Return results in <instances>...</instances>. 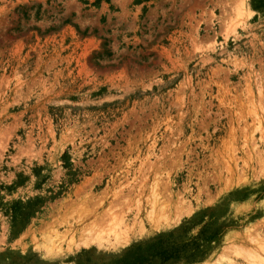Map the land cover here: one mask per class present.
Segmentation results:
<instances>
[{"label":"rangeland","instance_id":"rangeland-1","mask_svg":"<svg viewBox=\"0 0 264 264\" xmlns=\"http://www.w3.org/2000/svg\"><path fill=\"white\" fill-rule=\"evenodd\" d=\"M0 264H264V2L0 0Z\"/></svg>","mask_w":264,"mask_h":264},{"label":"trees","instance_id":"trees-1","mask_svg":"<svg viewBox=\"0 0 264 264\" xmlns=\"http://www.w3.org/2000/svg\"><path fill=\"white\" fill-rule=\"evenodd\" d=\"M258 1H259L260 3H263V2H264L263 0H258ZM258 5H260V4H258ZM139 248H140V247H139ZM139 248H138V249H139ZM164 254H165V252H164V251H163V252H161V255H164ZM167 257H168L167 255H166V256H164V259H166ZM126 259H129V258H126ZM126 259H125V260H126ZM125 260H124V261H125Z\"/></svg>","mask_w":264,"mask_h":264},{"label":"bare ground","instance_id":"bare-ground-1","mask_svg":"<svg viewBox=\"0 0 264 264\" xmlns=\"http://www.w3.org/2000/svg\"><path fill=\"white\" fill-rule=\"evenodd\" d=\"M131 186H132V185H131ZM155 192H156V191H155ZM154 201H155V200H154ZM179 201H180V200H179ZM179 208H180V207H179ZM153 210H154V209H153ZM151 212H152V211H151ZM149 214H150V213H149ZM166 220H167V219H166ZM156 222H157V221H156ZM152 223H153V222H152ZM125 226H126V225H125ZM119 227H120V226H119ZM124 230H125V229H124ZM124 230H123V231H124Z\"/></svg>","mask_w":264,"mask_h":264}]
</instances>
